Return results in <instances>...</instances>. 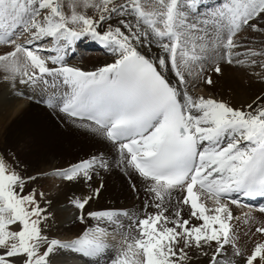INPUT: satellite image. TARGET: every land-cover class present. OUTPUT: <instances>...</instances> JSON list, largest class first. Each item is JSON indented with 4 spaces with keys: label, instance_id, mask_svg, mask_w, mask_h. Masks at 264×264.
Returning <instances> with one entry per match:
<instances>
[{
    "label": "snow or ice",
    "instance_id": "6c2138e0",
    "mask_svg": "<svg viewBox=\"0 0 264 264\" xmlns=\"http://www.w3.org/2000/svg\"><path fill=\"white\" fill-rule=\"evenodd\" d=\"M202 3L156 0L145 11L140 0H73L69 15L60 0H0V44L12 46L0 56L2 79L21 95L18 85L47 95L48 107L78 118L108 149L55 172L89 187L70 200L75 220L88 226L68 237L54 231L56 218L41 204L44 193L34 186L41 174L0 156V264H55L61 253L87 264H193L190 252L207 264H264V95L235 107L191 94L193 78L213 81L200 64L207 46L197 52L186 39L197 30L204 40L211 29L213 47L232 63L238 33L264 34V0H223L204 12ZM88 8L96 14L81 10ZM84 39L111 62L93 70L69 64ZM50 88L63 91L49 95ZM113 153L133 194L145 193L135 211L92 207L102 188L92 181L113 166ZM232 206L259 213L261 238L251 247L241 226L257 217L234 215ZM117 231L121 239L113 243ZM129 253L139 259L130 261Z\"/></svg>",
    "mask_w": 264,
    "mask_h": 264
},
{
    "label": "bare ground",
    "instance_id": "6f19581e",
    "mask_svg": "<svg viewBox=\"0 0 264 264\" xmlns=\"http://www.w3.org/2000/svg\"><path fill=\"white\" fill-rule=\"evenodd\" d=\"M222 2L223 0H203V3H210L207 9L216 7ZM203 3L200 9L202 12L205 11ZM245 31L243 35L246 36L247 46L233 50L232 63H228L227 59L223 58L225 53L221 48L213 47L211 29L207 31L204 40L200 39L201 33L197 30L189 31L186 37L189 49L194 48L199 52V46L202 43L207 46L208 59L201 61L200 64L205 69V75H210L213 81L209 85L202 79L193 78L190 81L194 85L190 89L191 94L211 96L235 107H242L252 102L257 96L264 95V55L255 57L249 55V50L261 52L263 49L264 51V45H253L251 40L256 32L252 33L245 29L240 33ZM88 41H85L83 45L91 46L92 43ZM79 44L82 46L81 42ZM10 51H12L11 45H0V56ZM253 59L256 61L255 64L251 62ZM106 62H111L109 56L107 54L101 56L98 52L95 55L82 54L80 58L68 61L69 64L80 66L85 70H93ZM217 63L221 67L220 73L211 70ZM5 75L6 72L0 66V151L8 158L18 161L29 174H41L34 186L38 193L41 191L44 193L41 204L47 203L49 210L56 218L54 231L63 233L65 237L71 236L88 225H81L75 220L76 210L70 204V200L74 196L86 194L89 187L83 182H68L55 172L57 169L76 163L102 149L105 152L108 149L97 137L79 127L78 120L71 119L51 107H45L47 95L41 97L38 93L33 94L25 86L18 85L23 92L21 95L2 79ZM236 90H245L241 100L235 96ZM60 91L63 89L50 88L48 94L56 92L59 96ZM114 155L113 153L109 156L113 166L101 172L99 177L92 181L93 187L102 184L100 195L92 202V207L94 209L114 208L135 211L141 207L145 193L140 183L137 182V189H141L139 197L133 194L129 187L132 181L122 167L115 166ZM205 203L208 206L212 205V201L208 199H205ZM232 208L234 215L253 211L257 217L256 221L241 226V240L251 247L252 241L261 238L260 234L255 231V228L259 226V213L247 207L232 206ZM124 224L127 226L128 221L125 220ZM129 231L132 235L137 234L131 228ZM120 239L119 231L115 234L114 240L111 235L109 236V240L113 243H118ZM109 255L113 253L110 252ZM189 255L192 256L193 264H207V257L199 253L193 256L191 252ZM136 259H139L138 255L134 256L129 253L130 261ZM55 264H87V258L74 253H61L55 257Z\"/></svg>",
    "mask_w": 264,
    "mask_h": 264
},
{
    "label": "rangeland",
    "instance_id": "374dc122",
    "mask_svg": "<svg viewBox=\"0 0 264 264\" xmlns=\"http://www.w3.org/2000/svg\"><path fill=\"white\" fill-rule=\"evenodd\" d=\"M60 2H61V3L63 4V6H64V11H65V13L70 15L71 12H72V8H71L70 5L73 3V0H60ZM114 2H115V3H120V2H122V0H114ZM140 2H141V4L143 5L145 11H152V10H154L155 7H156V0H140ZM203 4H204V5H202V6H204V9L206 10V9H207V6H209L210 3H203ZM214 7H215V6H214ZM212 8H213V7H212ZM81 10H82V11H86L88 15H95V14H96V13H95V10L92 9V8L81 9ZM201 12H202V11H201ZM192 31H193V30H192ZM247 31L252 32L251 30H247ZM245 33H246V31L240 33L239 36L237 35V39H238V42H239V43H238V47H239V48H244V47L247 46V44H246V40H245L246 36H244ZM252 33H254V32H252ZM243 34H244V35H243ZM26 36H27V34H24V35L20 36V37H19V40H20V41L25 40V39H26ZM86 40H88V39H84V40H82L81 43L84 44V42H85ZM243 42H244V43H243ZM251 42H252V44L255 45V46H256V45H264V34H261V33H256V34H254V36H253ZM238 47H237V48H238ZM83 48H85V47H83ZM237 48H235V49H237ZM235 49H234V50H235ZM82 50L87 51L85 54L90 53V54L95 55V54L98 52V53H100L101 56L104 55V50H103L102 48H100V47H93L91 50H85V49H82ZM262 50H263V49H262ZM262 50H261V51H262ZM94 53H95V54H94ZM237 54H238V53H237ZM235 92H236L235 96H237V97L241 100L242 97H243V94L245 93V90H238V91L236 90ZM56 111H58V110L56 109ZM0 156H5V155H3V153L0 151ZM5 158H8V157L5 156Z\"/></svg>",
    "mask_w": 264,
    "mask_h": 264
}]
</instances>
